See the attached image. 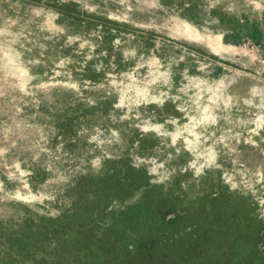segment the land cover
<instances>
[{"label": "rangeland", "instance_id": "374dc122", "mask_svg": "<svg viewBox=\"0 0 264 264\" xmlns=\"http://www.w3.org/2000/svg\"><path fill=\"white\" fill-rule=\"evenodd\" d=\"M145 262L264 264V0H0V264Z\"/></svg>", "mask_w": 264, "mask_h": 264}, {"label": "trees", "instance_id": "16d2710c", "mask_svg": "<svg viewBox=\"0 0 264 264\" xmlns=\"http://www.w3.org/2000/svg\"><path fill=\"white\" fill-rule=\"evenodd\" d=\"M139 205H134V206H132V207H129L128 208V210H132V209H135V208H137ZM144 249L145 247H141V249ZM147 250H148V256H147V259L148 260H152V261H155V258L157 257L158 258V254L155 252V248L154 247H149V248H147ZM144 264H146V262L144 263Z\"/></svg>", "mask_w": 264, "mask_h": 264}]
</instances>
